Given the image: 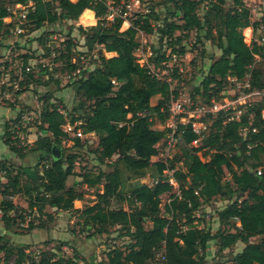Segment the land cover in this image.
<instances>
[{
	"label": "trees",
	"instance_id": "16d2710c",
	"mask_svg": "<svg viewBox=\"0 0 264 264\" xmlns=\"http://www.w3.org/2000/svg\"><path fill=\"white\" fill-rule=\"evenodd\" d=\"M34 1L35 9L28 14L27 29L55 22L58 17L76 19L74 8L85 6L87 2L57 0L60 9L57 13L51 9L47 0ZM89 1L86 5L88 9L80 14L76 13L83 25H89V31L81 25L78 28L85 33L88 51L98 46L99 65L86 72L82 69L81 77L72 81L75 93L82 99L79 106L74 108V115L66 113V119L65 113L52 103L41 109L38 128L49 135L38 136L33 150L42 151L41 159L48 160V165L45 167L39 163L43 170L42 174H37L36 183L28 179L22 183L24 172L0 160V171L5 179L0 181V221L4 228L9 230L16 225L17 230L21 231L29 232L34 228L47 230L42 216L52 217L47 213L48 208L53 211H78L73 207V201L82 199L83 193L77 189V185L85 184L96 189L101 185L102 191L97 195L104 203L81 210V225L92 228L99 235L108 234L111 227L119 226L122 233L118 235L128 237L129 241L126 246L121 247L110 239L113 242L106 244L105 258L100 259L99 264H150L153 250L162 243L167 264H205L207 244L211 240L216 242L219 252L237 242L244 244L229 260L215 264H264V174H256V168L264 165V120L261 118L264 96L238 122L222 126L221 117L211 120L207 125L206 135L202 138H206L205 141L201 142V139L197 147L191 145L196 135L189 125H179L175 134L176 143L166 161L156 159L169 131L167 127H163L166 112L160 109L169 100L171 93L178 95L180 92L175 88V80L182 76L177 72L180 66L177 61L187 52L185 45L181 44L182 37H173L174 32L185 30L187 34L195 30L198 35V32L203 31L204 40L211 42L220 51L210 61L191 95V98L200 103H209L211 99H220L222 92L232 86L229 78H242L249 70L252 74V87L264 88V61L259 68L251 67L256 55L264 58V40L261 43L252 40L247 44L242 33L244 28L250 27L253 38H261L264 36V19L261 22L253 20L252 9L247 0H232L229 8L224 7L226 0H171L180 12V22L169 21L165 25L154 26L152 23H158L159 16L155 11H149L140 13L129 27L121 31L122 18L117 17L109 23L102 19L106 0ZM146 1L150 0H143ZM11 2L13 4L26 0ZM199 2L209 4L208 13L202 17L196 13ZM6 14V6L1 1L0 28ZM260 27L262 31H259ZM138 31H156L159 35L160 42L152 48L154 55L149 61L161 68L162 61H172L171 82L157 79L147 67L136 61L134 50L138 46ZM68 40L65 52H59L53 59L64 60L67 72L71 73L79 67V60L77 58L72 62L74 43ZM200 40L201 38L197 39L198 42ZM163 44L167 46L166 51L161 50ZM104 52H116L117 55L106 57ZM173 54L176 60H172ZM53 71L55 72L54 69ZM29 78L32 76L24 80ZM112 78L121 83L115 89L111 83ZM53 82L55 86H59L60 79H54ZM156 96V103L151 105V99ZM139 111H147L148 115H137ZM248 113H251L249 128H255V132L248 130L242 136L239 128L247 125ZM67 120H80L78 127L83 133H97V147L92 152L100 166L106 164L109 167L108 171L99 168L93 172L85 167L76 169L75 164L81 155L78 150L66 157L63 152L59 158L53 157L51 149L60 148L63 140H71L70 146L77 149L84 145L72 132L63 131L61 126ZM7 127L6 124L4 142L18 156H22L24 152L20 147L10 143ZM248 144L251 145L249 149L246 146ZM114 156V161H110ZM176 160H182L184 169L174 165ZM166 170L171 172L180 195L172 192L173 185L168 182ZM145 174L152 178V184L143 183L126 191L121 189L123 179L142 177ZM227 174L229 180H226ZM72 176H79L81 179L67 185L68 178ZM167 193L170 200L164 205V215L160 207L161 196ZM18 194L25 196L26 205L18 206L13 199L8 198ZM113 198L127 202L134 209L108 206L109 200ZM210 199L226 201L218 209L216 216L219 224L226 225L229 229L211 232L200 227L196 212L202 203ZM27 212L32 213L33 218L28 219L25 226H21L20 223L26 221ZM146 222L150 224L148 227ZM253 237L260 239L254 241ZM65 242L61 241L57 248L66 244ZM45 244L48 246L50 242ZM26 248L9 244L4 235H0V252L16 254L14 264H24L31 253L28 248L25 251ZM52 249L38 251L41 256L32 264L82 263L76 253L53 259L56 255Z\"/></svg>",
	"mask_w": 264,
	"mask_h": 264
},
{
	"label": "rangeland",
	"instance_id": "374dc122",
	"mask_svg": "<svg viewBox=\"0 0 264 264\" xmlns=\"http://www.w3.org/2000/svg\"><path fill=\"white\" fill-rule=\"evenodd\" d=\"M1 1L4 3L5 6H9L12 3L11 0H0V2ZM47 1L50 2V7L53 11H55L58 8L57 0H47ZM71 1L76 2L77 0H71ZM89 3L90 1L87 0L85 6H76L74 8V14L76 16V19L73 18L70 19L67 17H58V19L55 22H51L50 24L46 22L43 24L44 30H42L41 35L43 36V41L45 43H43L44 47L41 50L42 57L45 58V56H47L48 58L46 57V60H48L51 58L50 55L51 52H55L56 55H58L59 52H65V47L61 48L56 45L59 42L57 40L58 38L57 39L51 38L54 36L55 37L62 36L64 39L66 40L69 39L68 41H72L74 43L73 49L78 51V53L82 52V50H79L78 48L83 45L85 46L86 49L85 65L81 64L80 61L78 63V66H83V67L85 66L83 71L85 72L90 71L99 65V59L97 55L98 46H96V48L92 49L91 51H88L85 45V33L78 28V26L81 25L82 27H86L87 31H89L88 30L89 25H83L80 22L79 16L77 18L76 15V13L80 14L84 10L88 9L86 5H88ZM247 4H249L250 5L249 7H251L252 9L253 20H260V22L261 20L263 21L264 0H247ZM231 5H232V0H226L224 7L229 8ZM146 9L148 12L155 11V13L158 14L159 18L157 22L159 23V25L161 24L165 25L169 21L180 22V12L176 10L175 5L171 0H150L144 2L142 5H140L138 9L137 7L132 8V10L129 12V14L126 17V20L122 22L120 30L122 31L127 27H129L132 21L137 17H139L140 13H143L139 11H145ZM208 9H209L208 3L199 2L198 6L196 7V13L198 14L199 17H202L208 13ZM59 12L60 10H58L57 13ZM94 20H95L94 24H96L95 17ZM248 28L249 29L244 28L242 31L244 36V42L247 44L251 40V28L250 27ZM259 31H262L261 27ZM185 33H186L185 30L184 31L180 30V31H175L173 35V37H178V36L182 37L181 44L185 45L187 50V52L180 57V60L177 61L178 64L182 66L187 72L184 76H179V78L175 80V88L177 87L176 88L177 91H181L183 95L191 97V95L194 93L195 88L199 84V81L204 76V73L206 72L210 61L216 58L219 55L220 51L211 42L204 40V38L202 37L204 33L203 31L198 32V35L195 30H191L187 34ZM183 35L186 36L183 37ZM198 38L199 39L201 38L200 42L197 41ZM136 40L138 45H141V48L140 50L135 49L134 50L135 54L138 53L144 54L146 48L149 47L155 48L156 46H158L160 42L159 35L157 34L156 31L153 33H143L142 31H138L136 35ZM27 45H29V47H27ZM35 45L38 46L37 43L35 42L25 43L24 48H26V51L30 50L32 53H34L31 49L33 47H36ZM36 51L39 53L40 49L36 48ZM115 55H117V53ZM2 57H4V55ZM17 59L18 58L15 59L17 65H15L14 58H11L10 56L5 60H3V61H7L6 62L7 67L5 69H7V71L9 70L12 71V75H13L12 78L16 77L14 76L15 71H21L22 69V66L20 65L21 60H17ZM262 61H264V58H261L260 56L256 55L255 62L251 67L253 68L261 67ZM52 62L56 64V66H52V70L54 69L57 73L59 72L60 73L59 75L63 74L64 71H67V65L64 62V60L57 61L56 59H53ZM52 70H45V71L48 72ZM79 77H81V75L76 76L74 80H77ZM42 79H46V78H42ZM52 79H53L52 81H54V79H60L62 86H55L53 84L52 91L47 88H41L40 91H37L36 89L35 90L31 89L32 91H30L27 94L31 99L34 100L33 101L34 103H36L35 100L38 103L34 105L35 106L34 108L33 106L31 107L29 104H23L24 106L22 107L20 104L22 102L18 100L19 98H16V101H19L16 103V101H14L15 98L13 96H11V98H13L11 100L13 101L8 100L9 105L16 103L19 106L20 114L17 115L16 117L17 118H20L21 116L27 117L29 119L27 125L28 127L31 128L32 131L37 132L36 130H39L38 120L40 119L39 116L41 109L44 106L46 105L48 106L50 103H52L56 105L61 111H63V113H65L64 115H66V113L67 114L70 113V115H74V113H72L74 108L78 107L79 102L82 101V99L78 96V94L75 93L74 87L71 84L72 81L67 82L68 80L64 75L52 76ZM155 99H158V96H156ZM5 102L6 101H4V103ZM25 107H28V109ZM28 112L29 114H27ZM3 119L4 118L0 117V148L7 149L6 144L1 140ZM210 122L211 121H209V123ZM166 124L167 121L163 123V127H166ZM8 129H9V124L6 132H8ZM93 134L92 136L90 135L87 138L86 137L80 138L81 141H83L84 145L78 147V149L70 146L71 140L69 141L63 140L59 148L60 152H63V156L66 157V155L72 153L73 151L76 150L79 151L81 155L77 159L78 162H76L75 164L76 169H81L82 167L83 168L85 167L86 169H90L93 172H96L97 169L99 168L108 171L109 167L106 164L100 166V164L95 159V153L92 152L96 149L98 142L97 133H93ZM3 137L5 138V136ZM205 139L206 138L202 139L201 142H204ZM163 144L164 142H162L161 147ZM33 148H34V144H31L28 147L20 146V149L24 153H31ZM115 158L116 157L114 156L112 159H110V161H114ZM174 165L179 169H184L182 160H176ZM25 181L26 178L22 177L21 182L25 183ZM78 181L80 180H76L74 176L69 177L67 185H72L73 182L77 183ZM145 181H148L149 184H152L153 182L152 179L149 180L146 179ZM85 187H88V189H86ZM172 187H173L172 192H175L177 187L176 184H174ZM77 189L82 193L88 194L87 197L88 202L96 201L95 203H99V196L97 195V193L99 192V190L102 191L101 185L98 187V189H96V187H89L85 184L79 183V185H77ZM90 195L93 197L92 198L89 197ZM23 199L25 200V196L23 197L22 195L19 194L13 197V200L18 206L23 205V203H25ZM169 200H170V196L168 193L163 194L161 196L160 207H161V213L164 215H166V212L164 211L165 210L164 205ZM225 204L226 201L219 202L216 199L214 200L210 199L209 201L202 203L201 208L199 209L198 212H196L197 217H199L200 227L206 230H210L211 232H214L217 229H224V230L229 229L227 228L226 225H220L218 222V218L216 216L218 209L222 208ZM88 206H90L89 203H84L80 208H78L79 209L78 211L72 210L64 213V215L62 216L61 215L57 216L58 211H53L48 208L47 213H50L52 217L48 218L46 215L42 216V219L47 227V230H45L47 234L43 231L41 235H39L40 233H38L39 237H37L38 235H35L34 233L28 234L29 233L28 231L17 230L16 225H13L8 230V233L4 234V239L9 244L16 246H24L30 249L31 253H29L26 260H24V264L27 263L32 264V262L36 263L39 257L41 256V253L39 254L41 249H50L51 247L53 248L52 250L54 251L56 257L71 256L74 253L78 254V256L82 257L81 259H83L81 264L88 263V261L86 260L88 256H93L95 259H104L106 254L105 246L110 239L115 240L116 245H120L121 247H123L127 245L129 238L121 237V235H118L119 233H122V229L119 228V226L111 227V231H109L108 234H103V235L95 234L92 231V228H89L87 226L83 227L81 225V222L83 220V214H81V210H83L85 207ZM108 206L122 207L124 209L130 207L131 210L134 209L127 202H120L118 198L110 199ZM31 215L32 213L29 214V212H27L26 219H32L33 216ZM145 224L146 227L150 225L147 222ZM63 232L68 233V236L65 237L61 236ZM36 237L37 239L34 240V238ZM259 239H260L259 237L252 238V240L254 241H257ZM61 241H66L65 242L66 244H64V245H68L66 250L62 249L63 246L57 248L60 245L59 243ZM46 242L47 243L50 242V245L47 246V244H45ZM243 245L244 244L242 242H237L234 246L219 252V250H217L218 248L216 242L214 240L209 241L207 246L208 250H207V257L205 258L206 259L205 264H215L216 262L219 261H227L233 256L234 253L239 251L243 247ZM83 255L85 256L83 257ZM16 257H17L16 254L7 255L6 253L4 254V252H0V264H14L16 261Z\"/></svg>",
	"mask_w": 264,
	"mask_h": 264
},
{
	"label": "built area",
	"instance_id": "2783aa9c",
	"mask_svg": "<svg viewBox=\"0 0 264 264\" xmlns=\"http://www.w3.org/2000/svg\"><path fill=\"white\" fill-rule=\"evenodd\" d=\"M143 3V0H106L105 12L102 16V19L107 23L113 22L117 17L122 18L123 21H125L132 8L137 7L138 9ZM6 9L7 14L2 19L3 26H6L13 35H23L26 31V25L29 21L28 14L29 12H33L35 9V1L26 0V2H15L13 4H10L9 6H6ZM58 10H60L59 7L55 11L58 12ZM139 12L146 13L148 11L146 9L145 11ZM152 25L158 26L159 23H152ZM51 38H58L57 40L59 42L56 45L61 48L66 46V41L68 40L64 39L62 36H54ZM252 40L256 41L257 43H261L264 40V36H262L261 38H253V33L251 30L250 42ZM140 48L141 45H138L136 47V50H140ZM161 50L166 51L167 46L163 44ZM50 55L51 58L48 59L49 61L45 59H39L35 63L26 65V67H24V71L29 72L33 66L51 69L53 66L52 60L57 55L55 54V52H51ZM135 55L137 57L136 61L141 66L147 67L150 73H152L157 79L166 82L172 81V78L170 76L172 72L171 70L173 69L171 63L172 61H162L161 64L163 65V68L155 67L154 64L149 61V58L154 55V51L150 47L145 49L144 54L138 53ZM77 58L81 62V64L85 65L86 57L83 52L78 53V51L72 48V62H75V59ZM172 60H176L174 54L172 55ZM4 62L5 61H2L3 64ZM2 63L0 64V104L9 105L8 100L13 99L11 98V96L15 98L14 101H16V98L20 97L19 94L22 90L20 84L21 81H24L25 76L21 75L20 77L16 76L15 78L10 77V70L7 71V69H5L6 67H4ZM84 67L79 66L76 67V69L71 73L66 72L65 77L68 81H73L76 76L81 75V70L84 69ZM177 72L179 75L184 76L187 71L182 66H179ZM229 81L232 86L226 91L222 92V97L220 99H211L209 103H200L199 101L191 97L183 95L181 91L178 95H175L174 93L170 94L169 100L160 109L161 111L166 112V127L169 129V131L166 135L164 144L159 149L158 154L156 155V159L166 161L171 148H173L176 143L177 137L175 136V134L179 130V125H189L191 131L196 135V137L191 141V145L197 147L199 141L206 135L207 125L209 121L221 117L222 126L230 122H238L241 120L242 116L247 113L249 108H251L259 98L264 96V88L259 89L252 87V74L250 70L247 71L242 78L237 79L231 77L229 78ZM111 83L113 84L114 89L121 84L114 78L111 79ZM4 101L6 102L4 103ZM137 115H148V112L139 111L137 112ZM20 118H17L9 123L8 139L11 144L14 143L17 147H28L29 145H31L27 134L29 129L27 122L29 121V119L25 116H21ZM247 118V125L241 126L239 128V134L242 136H245L248 130L255 132V128H249L251 125V113H248ZM261 118L264 120V107L261 110ZM80 123V120H75L74 122H70L69 120H67L61 128L65 132H72V134L78 138H87L90 135L92 136L93 132L83 133L81 131V129L78 127ZM246 146L248 149L251 147V145L249 144ZM41 162V165L47 167L48 160L44 159ZM42 170L43 167L40 168V174H42ZM166 173L169 175L168 182L171 185L176 184V186H178L176 181L172 177L171 172L166 170ZM256 174H264V165H260L256 168ZM226 180H229V174H227ZM174 193L176 195H180L177 187ZM8 198L13 199L12 196H9ZM188 205H190V203H188ZM1 214L2 211L0 209V216ZM27 220L28 219H26L25 222H21L20 225L25 226ZM108 242L113 241L109 240ZM62 249L66 250L67 248L63 246ZM25 251H27V249ZM53 259H55V257ZM149 263L167 264L164 243L160 244V246L156 247L153 250V254L149 260Z\"/></svg>",
	"mask_w": 264,
	"mask_h": 264
},
{
	"label": "crops",
	"instance_id": "0c3cea01",
	"mask_svg": "<svg viewBox=\"0 0 264 264\" xmlns=\"http://www.w3.org/2000/svg\"><path fill=\"white\" fill-rule=\"evenodd\" d=\"M78 16H77V18H78ZM93 17H94V12H93ZM94 23H95V21H94ZM48 24H50V23H48ZM2 28L3 29H0V64L2 63L3 60L8 58L9 56L11 58H14V60L16 58H18L17 60H21L20 65L22 66V69H21L22 71H15L14 76L20 77L22 75V76H25V78H27L31 75L32 78L21 81L20 85L22 87V90L20 91V94H19L20 97L18 100L20 102H22V103H20L22 107L24 106L23 104H29L31 107L33 106V108H34L35 107L34 105L37 103V101L35 100L36 103H34L33 102L34 100L31 99L27 94L30 91L35 90V89L37 91H40L41 88H47V89L52 91V86L54 84V82L52 81L53 80L52 76H61V75L65 76V73L67 71H64L63 74L59 75L60 73L59 72L57 73L56 71L54 72L52 70V68L51 69L50 68H47V69L46 68H39V66H33L29 72L24 71V67H26V65L35 63L39 59H45L46 60L47 56H45V58H44L41 55V50L44 47L43 43H45L43 41V36L41 35L42 30H44V25L40 26L39 28L30 27L29 29H27V27H26V31L23 35H13L11 33V31L9 29H7L6 26H3ZM34 34H36V35H34ZM30 42H35L38 45V46L35 45L36 47H33L31 49L34 53H32L30 50L26 51V48H24L25 43H30ZM20 46H21V48H20ZM27 47H29V45H27ZM36 48L40 49L39 53L36 51ZM78 49L82 50L83 54L86 55V52H85L86 49H85L84 45L79 47ZM104 53H105L104 55L106 57H111V56H114L116 54V52H104ZM3 55H4V57H2ZM6 62L7 61H5L3 64L4 67H7ZM15 65H17L16 60H15ZM53 66H56V64L53 63ZM45 70H52V71L47 72ZM49 72H51V73H49ZM12 76H13L12 71H10V77H12ZM42 78H46V79H42ZM69 82H71V81H69ZM59 86H62L61 82H59ZM155 100H156L155 98L151 99V101H150L151 105H154L156 103ZM19 101H16V103ZM16 103L11 104L14 106L6 105V104H0V117L4 118L3 122H2L3 124H2V134H1V140L3 142H4L3 136H4V131H5V125L6 124L8 125L11 121L15 120L17 118L16 116L20 114L19 113L20 108ZM25 108L28 109V107H25ZM27 109H25V110H27ZM27 114H29V112ZM157 126L161 127L160 124H157ZM28 128L29 129H28L27 134H28V138H29L31 144H34V142L38 138V136L49 135V133H45L42 130H36L37 132H35V131H32L30 127H28ZM6 146H7L6 147L7 149H1L0 148V160L5 161L6 163L11 162L12 164L11 163L10 164L13 165V167L20 168L24 172L26 179H28L29 181H31L33 183H36L37 182V174H40V164L42 161L41 156L43 155L42 151L32 150L31 153H23L22 156H18L14 151L9 149L8 145H6ZM75 178H76V180L81 179L79 176H75ZM146 179L149 180L152 178L149 176V174H145L142 177H136V178L133 177L130 179H123L121 189L123 191H126L132 187L141 186L143 183L149 184L148 181H145ZM0 181H4L3 172H1V171H0ZM85 188L88 189V187H85ZM99 192H101V190H99ZM87 197H88V194L83 193L82 199L73 201V207L75 209H78L84 203H89L90 205H94V204L102 205L103 201L101 199H99V203H95L96 201L88 202ZM89 197L92 198L93 196L90 195ZM23 201L25 202L24 199H23ZM23 205H26V204L23 203ZM66 212H68V211H58L57 216H60V215L62 216ZM43 231L45 232V229L34 228V229L30 230L28 234L34 233L35 235H38V233H40L39 235H41ZM6 233H8V230H6L4 228L3 223L0 221V235H4ZM39 235L37 237H39ZM61 236H63V237L68 236V233L63 232ZM37 237L34 238V240H36ZM64 240H66V239H64ZM26 242H28V241H26ZM29 242H31V241H29ZM63 246L66 248L68 247V245H63ZM207 246H208V244H207ZM207 250H208V247H207ZM84 256L85 255H83V257ZM206 257H207V253H206ZM80 258H82V257H80ZM86 260L88 261V264H99L100 259H95L93 256H88L86 258ZM82 261H83V259H82Z\"/></svg>",
	"mask_w": 264,
	"mask_h": 264
},
{
	"label": "water",
	"instance_id": "95a60500",
	"mask_svg": "<svg viewBox=\"0 0 264 264\" xmlns=\"http://www.w3.org/2000/svg\"><path fill=\"white\" fill-rule=\"evenodd\" d=\"M51 151H52L53 157H55V158H59L60 157L61 152H60V149L59 148H54L53 147L51 149Z\"/></svg>",
	"mask_w": 264,
	"mask_h": 264
},
{
	"label": "bare ground",
	"instance_id": "6f19581e",
	"mask_svg": "<svg viewBox=\"0 0 264 264\" xmlns=\"http://www.w3.org/2000/svg\"><path fill=\"white\" fill-rule=\"evenodd\" d=\"M249 29V28H248Z\"/></svg>",
	"mask_w": 264,
	"mask_h": 264
}]
</instances>
